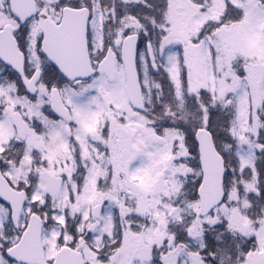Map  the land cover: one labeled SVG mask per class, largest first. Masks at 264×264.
I'll use <instances>...</instances> for the list:
<instances>
[{
    "label": "snow or ice",
    "instance_id": "1",
    "mask_svg": "<svg viewBox=\"0 0 264 264\" xmlns=\"http://www.w3.org/2000/svg\"><path fill=\"white\" fill-rule=\"evenodd\" d=\"M0 264H264V0H0Z\"/></svg>",
    "mask_w": 264,
    "mask_h": 264
}]
</instances>
